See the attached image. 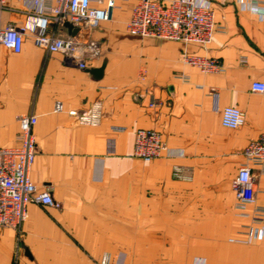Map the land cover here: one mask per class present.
<instances>
[{"label": "crops", "instance_id": "obj_1", "mask_svg": "<svg viewBox=\"0 0 264 264\" xmlns=\"http://www.w3.org/2000/svg\"><path fill=\"white\" fill-rule=\"evenodd\" d=\"M35 1L55 4L7 0L0 30L24 26ZM198 3L215 14L208 45L132 36L135 1L117 0L112 21L75 26L78 41L100 47L84 70L30 37L20 54L0 46V147H19V117L36 116L32 179L62 205L30 204L19 230H0V264H101L107 254L111 264H264V227L259 239L244 235L250 219L237 214L233 189L246 147L264 132V93L251 91L264 83L263 9L250 0ZM50 32L69 36L64 25ZM185 54L224 71L203 73ZM103 65L96 79L90 70ZM226 107L244 113L241 128L222 126ZM139 129L159 132L166 146L152 163L134 156ZM175 167L190 180L174 178ZM254 180L251 208L263 209L264 172L255 168Z\"/></svg>", "mask_w": 264, "mask_h": 264}, {"label": "built area", "instance_id": "obj_2", "mask_svg": "<svg viewBox=\"0 0 264 264\" xmlns=\"http://www.w3.org/2000/svg\"><path fill=\"white\" fill-rule=\"evenodd\" d=\"M7 0H0L2 9ZM132 15L127 23L130 35L139 38H156L186 44L208 45L216 33L213 9L201 6L198 0H134ZM93 2L97 3L94 7ZM253 6H261L264 16V1L250 0ZM117 0H55L50 9H44L39 1L29 8L27 23L22 27L9 26L0 30V46L8 51L20 54L25 38L30 37L34 45L50 54H62L67 61L79 69L87 68L86 60L100 57V47L94 41L80 42L76 37H60L50 32V26L64 25L70 22L74 26L96 28L101 23L114 18ZM184 64L197 68L203 73L220 74L224 71L221 63L197 55L182 56ZM242 63H246L245 60ZM142 80L145 75H142ZM253 93L263 94L264 83L254 82ZM211 89L212 95H217ZM150 108L158 107L151 101ZM55 112L64 111L62 103L57 102ZM77 117L76 112L69 113ZM20 125L21 145L15 148L0 147V230H19L29 218L28 207L37 204L55 209L62 205L55 201L49 189L39 190L32 179V170L37 160V142L34 128L38 118L23 115L18 119ZM221 124L224 128L236 130L245 124L244 113L236 107H226L221 111ZM115 131H123L117 129ZM166 151L159 132L139 129L135 133L134 156L144 163H152L162 157ZM245 162L240 167L233 189L237 204L236 211L240 217L249 218L244 235L249 239H259L264 227V208H251L256 200L254 169L264 172V132L258 140L251 142L245 149ZM174 178L189 181L182 168L175 167ZM101 264H111V256L104 255Z\"/></svg>", "mask_w": 264, "mask_h": 264}, {"label": "water", "instance_id": "obj_3", "mask_svg": "<svg viewBox=\"0 0 264 264\" xmlns=\"http://www.w3.org/2000/svg\"><path fill=\"white\" fill-rule=\"evenodd\" d=\"M64 27L68 30L70 37H76L79 33V29L75 27L70 22H66ZM105 65H103L100 69L90 70V73L94 74L96 79H101L104 73Z\"/></svg>", "mask_w": 264, "mask_h": 264}]
</instances>
